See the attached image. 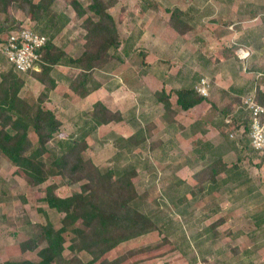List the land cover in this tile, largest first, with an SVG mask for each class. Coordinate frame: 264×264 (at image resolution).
I'll list each match as a JSON object with an SVG mask.
<instances>
[{"label": "rangeland", "instance_id": "rangeland-1", "mask_svg": "<svg viewBox=\"0 0 264 264\" xmlns=\"http://www.w3.org/2000/svg\"><path fill=\"white\" fill-rule=\"evenodd\" d=\"M80 1L84 6L90 3V0ZM147 1L153 5L146 7ZM174 8L185 13L183 20L191 26L184 36H179L169 23ZM109 12L117 22L120 39L132 38L135 47L127 59L113 60L98 72V79H104L101 89L88 99H77L68 88L77 71L57 67L60 68L57 89L45 92L42 85L29 82L22 93L31 103L41 96L46 101L49 99L45 107L58 109L62 129L48 143L49 149L57 148L61 135L66 138L84 133L89 144L84 158L92 159L101 172L110 169L117 172L128 164L137 169L134 183L139 198L135 205L154 220L158 230L120 244L111 258L125 254L118 264H264V156L234 147L229 134L241 123H226L221 110L227 105L229 91L244 78L239 73L242 63L220 65L217 70H223L220 79L211 78L217 73L211 71V66H203L206 54L220 46L250 41L260 53L257 35L264 34V0H119ZM12 13L22 26L42 31L23 13L14 9ZM83 20L76 19L69 0H58L41 24L44 32L40 33L78 57L83 50ZM151 66L155 73L159 67L164 68L165 79L176 75L181 86L191 82L195 88L202 77L206 78L209 83L206 98L214 100L216 106L209 119L212 126L208 128L209 123L202 119L207 117L203 109L190 115L180 114L172 125L165 123L164 108L156 102L153 93L158 89H149L146 83L145 76ZM9 67L1 54L0 43V70ZM257 69L251 70L247 80L264 78ZM22 75L28 78L26 73ZM177 82L167 87L174 103ZM239 93L236 105H241L250 94ZM233 94L229 96L236 99L237 95ZM99 99L114 111L120 109L123 121L94 127L87 113ZM233 110L232 106L230 113ZM148 122L155 124L153 137L142 147L120 152L119 146L125 144L115 136H127L133 126L139 129ZM30 136L35 142V135ZM152 141L157 142L154 148L149 144ZM217 154L231 170L226 175L228 182H207L195 188L196 172ZM44 158L51 162L53 157L49 154ZM237 176V181L230 179ZM54 182L61 197L79 191V184L71 183L54 169L44 183L33 186L22 169L0 154V264L19 260L38 262V250L46 246L42 227L49 222L56 229L61 227L63 214L44 202L46 187ZM183 197L187 198L185 202H181ZM71 236L66 233L63 254L67 259L72 256L68 249ZM29 238L36 241L38 249L23 252L20 245ZM79 255L84 262L90 259L85 253Z\"/></svg>", "mask_w": 264, "mask_h": 264}, {"label": "trees", "instance_id": "trees-1", "mask_svg": "<svg viewBox=\"0 0 264 264\" xmlns=\"http://www.w3.org/2000/svg\"><path fill=\"white\" fill-rule=\"evenodd\" d=\"M57 1L0 0L1 45L11 32L19 30L22 26L20 20L12 13L13 9L36 22V29L43 31L41 24H44L53 12ZM118 1L90 0V3L84 6L80 0H69L76 19H84L81 54L74 57L49 40L41 50L39 68L30 70L26 75L43 85L45 92H52L57 87L56 66L62 65L77 70L68 86L77 97L85 98L99 88L104 79H98V72L104 70L113 60L127 59L135 47V40L132 41V38L120 39L117 22L109 12ZM152 5L153 2L147 1L146 7ZM184 15L182 10L174 8L169 19L170 25L179 36L191 31L190 24L183 20ZM48 26L45 24V27ZM235 49L236 46L230 54L235 53ZM24 84L25 76L17 73L12 67L0 70V154L15 167L22 169L33 186L44 183L48 173L54 169L56 173L65 175L71 183L79 184V191L61 197L55 191V182L49 184L46 187L44 202L51 209L63 214L61 227L56 229L50 222L42 227L46 246L38 250V262L21 260L8 261L6 264H118L125 254L113 258L111 254L115 253L120 244L158 230L154 220L135 205L139 198L134 183V178L138 175L137 169L128 164L117 172L113 169L101 172L92 159L84 158V152L88 148L84 133L66 138L60 134L57 148L49 149L48 143L55 138V134L61 133L62 129L58 109L45 107L44 104L49 99L46 101L41 96L33 103L28 98L21 97ZM174 93L175 102L182 111H189L208 100L194 87L176 88ZM154 95L157 102L163 105L168 122L172 123L177 111L173 108L171 95L164 90L155 91ZM255 96L256 100L264 105V93L257 91ZM237 98L239 97L222 109L225 116L230 114L232 104L238 102ZM212 105L216 107L214 103ZM87 114L94 122V127L123 121L119 110H111L100 101L96 102ZM248 123L249 119L246 118L233 130L236 133L233 145L235 148L240 146L253 151L248 138ZM152 128V125L146 124L129 137H117V140L125 144L119 146V151L125 153L127 148L145 145L147 139L152 137ZM31 133L35 135V142L31 139ZM150 146L155 147L152 142ZM49 154L53 157L51 162L45 161L44 158ZM230 171L221 156L213 155L210 163L196 172L194 187L199 188L207 182L226 183L229 179L226 175ZM230 179L237 181L239 177ZM186 200L187 198L183 197L181 202ZM67 232L72 234L68 246L72 256L69 259L63 254ZM20 247L23 252L38 249L33 238L23 242ZM81 253L87 254L90 259L84 262L79 255Z\"/></svg>", "mask_w": 264, "mask_h": 264}, {"label": "crops", "instance_id": "crops-1", "mask_svg": "<svg viewBox=\"0 0 264 264\" xmlns=\"http://www.w3.org/2000/svg\"><path fill=\"white\" fill-rule=\"evenodd\" d=\"M188 34V33H187ZM186 35V34H185ZM245 36V35H244ZM258 36V38H259V43H261L260 44V47H258V48H260V53L258 54V52L256 51L257 49L255 48V47H253L251 44H250V41L249 42H240V43H234L233 45H225V46H223V47H217V50H211L210 51V53L209 54H206L207 55V57L205 58V64L203 65V66H207V68L209 67V66H211V71L212 72H217V70H218V68L220 67V65H222L223 63H226V62H229L230 63V65L231 64H233V62L234 63H236V62H238V61H240L241 63H242V71H240L239 73H240V75H243V79L238 83V84H236V86L235 87H231L232 89H231V91H229V93L230 94H233L232 93V91H234L235 92V95H237L236 97H239V95L241 94V93H239V92H246V94H254V96H255V94H256V92L257 91H259V92H262V93H264V78H261V79H258V80H252V77H250V79L251 80H247V79H249V75L252 73L251 72V70H258L257 69V67H259V70H261V71H259V74H260V76H264V70H262V69H260V66H262V67H264V34L263 35H257ZM248 38H249V36H248ZM258 38H256V39H258ZM219 40V39H218ZM218 40H217V42H218ZM245 40V39H244ZM247 40V39H246ZM236 46V51L238 50V48H244V49H246V50H248L249 52L251 51V56L246 60V61H241V60H239L236 56H234V54H230V52L232 51V48L233 47H235ZM256 52H257V54H256ZM208 59V60H207ZM160 63V62H159ZM246 64H248V65H246ZM159 65V64H158ZM57 67H65V66H62V65H58V66H56V72H55V78H56V80H57V87H56V89L58 88V86H59V81H58V76L60 75V68H57ZM70 68V67H69ZM206 68V69H207ZM151 69H153V66H151L150 68H149V70H147V72H149V73H146V76H145V78H146V83H147V87L149 88V89H158V90H153V91H161V90H164L167 94H169L170 92H169V90L167 89V87H172V85H175L176 84V82L177 81H179V87H177V88H182V87H185V88H190V87H194L193 86V84L191 83V82H187V83H184L185 85L184 86H181V83H180V79L179 78H177V76L175 75V76H172V78L171 77H169L168 76V78L167 79H165V77H167V75H165L166 74V72H165V70H164V68H158L159 70H158V72L157 73H155V70L153 69V70H151ZM76 70V69H75ZM74 70V71H75ZM150 70L152 71V73H150ZM77 71V70H76ZM223 70H219L217 73H213V75L211 76V78H213V79H220L219 77H222L221 75H220V72H222ZM75 73V72H74ZM152 74V75H151ZM217 74V75H216ZM150 76V77H149ZM30 79V81H29V79ZM28 78L27 77H25V84H24V87L23 88H25V86L26 85H28L29 84V82L33 85L34 83H37L38 85H41L35 78H33V77H31V76H28ZM203 78V77H202ZM223 78H226V80H227V76H223ZM72 79V78H71ZM196 80V78H194V81ZM34 81V82H33ZM217 81V80H216ZM220 82V81H219ZM178 83V82H177ZM226 85H227V83H226ZM43 86V85H42ZM36 87V86H35ZM151 87H154V88H151ZM69 88V87H68ZM99 89H101V88H97V89H95L94 91H92L87 97H85V98H79V97H77L75 94H74V92L69 88V90L76 96V98L77 99H80V100H85V99H88L89 97H91V95L93 94V92H96L97 90H99ZM174 89H176V88H174ZM54 91V90H53ZM148 91V90H147ZM150 91V90H149ZM154 93V92H153ZM229 93H228V101H227V105H228V103H231L232 102V100L234 99V98H232V97H230L229 96ZM239 94V95H238ZM20 95H21V97H23V98H27V96L24 94V93H22V91H21V93H20ZM234 95V94H233ZM234 95V96H235ZM154 97H155V95H154ZM256 97V96H255ZM156 98V97H155ZM98 101H100V102H102V103H104V105H106L108 108H110L111 110H113L109 105H107V103L104 101V100H102V99H99V100H97V101H95L94 103H92L91 104V106H90V110L92 109V107H93V105L96 103V102H98ZM176 101V100H175ZM156 102H157V99H156ZM158 103V102H157ZM215 104V101L214 100H211V101H209V100H204L203 102H201L200 104H198L197 106H195L193 109H191V110H189V111H182L178 106H177V104H176V102L174 103L173 102V108H174V110L175 111H177V115L175 116V118H174V121L172 122V123H170V122H168V120H167V118L165 117V110H164V113H163V117H164V122L165 123H167L168 125H172V124H174L175 122H176V120H177V118L180 116V114H182L183 113V115H190L191 113H196L197 112V110H200V109H203V110H205L206 111V113L207 114H205L207 117H204V118H202L203 120L204 119H210V115H211V112L213 111V105L212 104ZM158 104H160V105H162L161 103H158ZM209 106H210V108H209ZM232 106L234 107V110H233V112L232 113H230L229 115H227V116H225V114H224V116L226 117V119H225V122H226V120L227 119H230L231 120V123L233 124L234 122H236V121H239V123H241L242 122V120H244V118H245V115H246V113H245V111H244V109H243V106H242V104L241 105H236V102H234L233 104H232ZM231 106V107H232ZM55 107V106H54ZM162 107H163V105H162ZM224 108V107H223ZM222 108V109H223ZM118 109V108H117ZM208 109V110H207ZM215 109H217V108H215ZM221 109V110H222ZM242 109V110H241ZM120 112H121V114H122V117H123V119H124V116H123V113H122V111L120 110V109H118ZM116 111V110H115ZM208 111V112H207ZM216 111H218V109L216 110ZM242 118V119H241ZM238 119V120H237ZM241 119V120H240ZM149 121H151L150 119H149ZM207 123H209V121L207 122ZM227 123V122H226ZM112 124V123H111ZM147 124H150V125H152L153 126V128H152V137H153V130H154V128H155V124H153V123H151V122H148ZM75 126H79V123H75L74 124ZM131 126V125H130ZM138 126V125H137ZM212 126V124L211 123H209L208 124V128L209 127H211ZM139 128V127H138ZM137 129H134V126H133V128H132V132L129 134V135H119V134H117L115 137L117 138V137H120V136H123V137H129V136H131L132 134H134V132L136 131ZM74 134H77V133H74ZM151 137V138H152ZM150 138V139H151ZM87 140V139H86ZM149 141V139H147V142ZM152 143H154V145L156 146V143L157 142H154V141H152ZM150 144V143H149ZM89 145V144H88ZM29 252V251H28ZM25 254H27V253H25ZM19 261H21V260H19Z\"/></svg>", "mask_w": 264, "mask_h": 264}, {"label": "built area", "instance_id": "built-area-1", "mask_svg": "<svg viewBox=\"0 0 264 264\" xmlns=\"http://www.w3.org/2000/svg\"><path fill=\"white\" fill-rule=\"evenodd\" d=\"M49 41V38L32 28L21 26L19 30L9 34L1 45V54L8 64L19 74H25L30 70H37L41 62V50ZM237 58L246 61L250 52L244 48H238ZM209 83L206 78L200 79L195 90L203 97L208 96ZM242 106L249 119L248 138L251 148L256 154L264 155V105L260 104L254 94H249L242 100ZM231 123L230 119L226 120ZM229 136L234 139L236 133L231 131Z\"/></svg>", "mask_w": 264, "mask_h": 264}]
</instances>
